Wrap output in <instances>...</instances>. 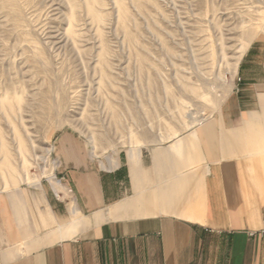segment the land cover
Returning <instances> with one entry per match:
<instances>
[{
	"label": "rangeland",
	"instance_id": "374dc122",
	"mask_svg": "<svg viewBox=\"0 0 264 264\" xmlns=\"http://www.w3.org/2000/svg\"><path fill=\"white\" fill-rule=\"evenodd\" d=\"M245 55L264 83V0H0V191L73 202L62 137L111 171L218 114Z\"/></svg>",
	"mask_w": 264,
	"mask_h": 264
},
{
	"label": "crops",
	"instance_id": "0c3cea01",
	"mask_svg": "<svg viewBox=\"0 0 264 264\" xmlns=\"http://www.w3.org/2000/svg\"><path fill=\"white\" fill-rule=\"evenodd\" d=\"M258 67L245 55L241 88L218 114L121 150L111 171L62 137L73 202L48 186L0 191V264H264V83L249 73Z\"/></svg>",
	"mask_w": 264,
	"mask_h": 264
},
{
	"label": "bare ground",
	"instance_id": "6f19581e",
	"mask_svg": "<svg viewBox=\"0 0 264 264\" xmlns=\"http://www.w3.org/2000/svg\"><path fill=\"white\" fill-rule=\"evenodd\" d=\"M8 104L6 103H3V106H7ZM176 149V148H175ZM52 182H53V184H54V186L56 187L57 186V183L54 181V179L52 178Z\"/></svg>",
	"mask_w": 264,
	"mask_h": 264
}]
</instances>
